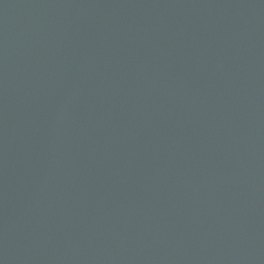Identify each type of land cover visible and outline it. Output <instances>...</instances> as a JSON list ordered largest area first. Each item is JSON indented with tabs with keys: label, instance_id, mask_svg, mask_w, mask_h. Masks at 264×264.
<instances>
[{
	"label": "water",
	"instance_id": "95a60500",
	"mask_svg": "<svg viewBox=\"0 0 264 264\" xmlns=\"http://www.w3.org/2000/svg\"><path fill=\"white\" fill-rule=\"evenodd\" d=\"M0 264H264V0H0Z\"/></svg>",
	"mask_w": 264,
	"mask_h": 264
}]
</instances>
